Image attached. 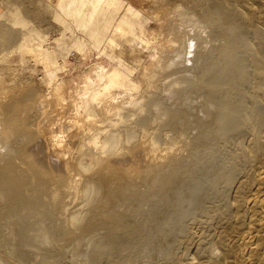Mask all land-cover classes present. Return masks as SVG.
<instances>
[{
    "label": "rangeland",
    "instance_id": "1",
    "mask_svg": "<svg viewBox=\"0 0 264 264\" xmlns=\"http://www.w3.org/2000/svg\"><path fill=\"white\" fill-rule=\"evenodd\" d=\"M122 1L125 6L119 9V14H125L130 5L141 10L140 21H146V30L152 32L159 25L158 31L161 26L170 24L169 17L173 19L177 15L185 21H194V30L203 40L191 50L187 49L184 60L177 62L172 71L165 69L161 73L164 77L161 90L147 94L143 84L133 94L125 92L121 95L126 102L128 116L125 121L129 126L137 125L140 115L155 116L158 112L155 104L161 102L163 109L166 108L172 116L159 124L157 136L163 143L175 136L180 143V151L176 149L169 160L178 161L179 155L184 154V157H193V161L188 162V166L185 164L187 167L183 166L187 170L190 167L189 171L177 180L174 190L154 188L144 199V206L127 212L123 224L100 222L79 231L75 237H82V243L77 251L68 250L64 242L49 248L55 240L52 234H49L47 243L40 238H34V243L51 250L49 254L54 257L51 258L54 264H264V0H165L166 6L152 0ZM0 2V15L5 18L0 16V24L9 30H18L20 35L13 42L0 41V47L8 52L7 59L14 66L19 82L31 80L44 87L46 80L55 79L66 80L73 87L80 86L84 77L94 74L100 65L106 70L114 66L117 61L113 56L117 50L122 51L121 60L133 70L135 78H139L141 66L132 58L135 55L133 49L141 57V63H168L165 54L169 51L161 47L162 38L167 33L154 36L148 31L142 36L137 30V36L131 37L133 40L130 38L131 43L111 49L107 44L95 48L75 27L74 32L64 33L61 23L52 18V11L45 10V6L55 7L57 0H45L47 5L44 0L42 3L39 0V3L37 0ZM10 8L25 12L31 23L27 29L8 22ZM156 9L169 10L168 19L165 17L167 21L146 18L150 17L151 10L152 13ZM32 26L43 31L44 49L59 46L63 50L56 62L58 70L54 73L31 59L21 63L18 54L11 53L17 48L18 40L21 41L20 33L29 32ZM63 34L65 40L58 45L57 40ZM73 42L82 46L81 52ZM171 54L176 57L175 53ZM236 62L238 66L234 64ZM218 70L230 71L235 80L227 84H210L208 80L215 77ZM169 74H172L171 78H167ZM174 78L183 81L179 94L165 87ZM207 94L216 102L225 103L227 110H233L232 122L223 125L215 114L205 117L203 110ZM182 97L187 101H181ZM132 101L137 102V108H144L136 110L138 115L129 107ZM99 119L104 121L103 127H110L118 117L109 118L102 113ZM202 122L203 129L199 127ZM181 149L191 153L181 154ZM67 200L70 202L72 198ZM107 238V247L98 252L96 244Z\"/></svg>",
    "mask_w": 264,
    "mask_h": 264
},
{
    "label": "bare ground",
    "instance_id": "2",
    "mask_svg": "<svg viewBox=\"0 0 264 264\" xmlns=\"http://www.w3.org/2000/svg\"><path fill=\"white\" fill-rule=\"evenodd\" d=\"M152 1H160L157 4H161L165 0ZM123 6L122 0H57L55 7L44 8L52 11V18L61 23L64 33L73 31L75 27L85 35L92 47L107 44L111 49L131 43V37L137 36V30L142 36L151 32L145 28L146 21H140L141 10H135L130 5L121 15L118 11ZM151 11L148 10L150 17L146 18L152 17L156 21L165 19L169 12L168 9ZM9 12L8 22L13 26L27 29L31 24L20 8H10ZM169 20V25L161 26L158 31L159 25H156L157 28L151 32L154 36L166 33L171 36L162 38L161 47L169 51V54H165L167 64L141 63V57L136 55L134 49L131 50L135 54L132 58L140 62V79L133 77V70L121 60L122 51L117 50L113 56L117 61L114 66L106 70L100 65L94 74L84 77L80 86L73 87L66 80L48 79L45 86L40 87L31 80L19 82L14 66L7 59L8 52L0 47V63H3V66L0 65V264H54L49 248L64 242L68 250H76L82 243V237H75L79 231L100 222L105 225L123 224L127 220V212L142 207L144 199L154 188L170 190L189 171L190 167L187 170L183 166L193 161V157H184L182 153L191 151L181 149L182 155H179L178 161L169 160L173 152L179 150L178 138L173 136L163 143L157 136L159 124L172 114L158 102L155 104L158 111L155 116L140 115L138 122L134 120L137 125L129 126L125 121L128 116L125 112L126 102L121 96L125 92L133 94L144 85L147 94L161 90L164 78L161 73L165 69L172 71L177 62L179 64L184 60L187 49L203 42L194 30V21H185L177 15L173 19L169 17ZM35 27L29 32L20 33L21 41L18 40L17 48L11 53L16 52L21 63L31 59L54 73L58 70L56 62L63 50L59 46L44 49L43 31ZM8 28L0 24V41L13 42L20 36L18 30ZM64 40L65 34L57 40V44ZM74 44L81 52L82 46ZM170 52L175 53L176 57ZM230 71L218 70L208 82L213 85L227 84L234 79L235 70L233 73ZM172 74L167 78H171ZM182 85V79L178 78L165 87L171 88L175 94ZM182 98L181 101H187V98ZM205 101V117L215 114L222 124L232 122L233 110H227L225 103L216 102L209 94ZM129 105L134 108L135 115H138L136 110H144L137 108L136 101ZM102 113L109 118L117 116L118 119L110 127H103L104 121L99 119ZM199 127L205 128L203 122ZM67 198H72V201L69 202ZM74 200L77 202L74 203ZM49 234L55 239L51 247L46 249L34 243V238L47 243ZM107 240L101 239L96 244L98 252L107 247Z\"/></svg>",
    "mask_w": 264,
    "mask_h": 264
}]
</instances>
